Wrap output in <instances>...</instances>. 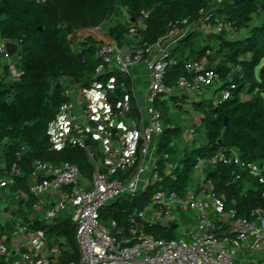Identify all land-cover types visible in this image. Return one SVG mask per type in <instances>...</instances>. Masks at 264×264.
<instances>
[{"label": "trees", "instance_id": "obj_1", "mask_svg": "<svg viewBox=\"0 0 264 264\" xmlns=\"http://www.w3.org/2000/svg\"><path fill=\"white\" fill-rule=\"evenodd\" d=\"M212 1L46 0L41 3L0 0V39L16 44L18 56L14 63L16 79L9 80L8 63L0 72V145L5 150V168L16 163L23 174L16 179L19 190L27 192L26 181L34 160L52 164L68 162L77 167L82 177L91 176L92 167L83 150L51 148L49 127L70 101L62 86L63 79L83 89L107 87L112 81L111 105L114 107L128 98L131 102L129 117H137L129 76L108 68L102 75L91 78L100 63L95 52L102 42L89 31L119 15H126L125 22L108 29V36L119 46L126 43L131 27L137 29L142 43L152 44L171 28L185 29L209 12L211 17L206 25H213L215 18H222L238 31L245 30L246 35L240 40H228L224 32L195 30L170 49L168 62L171 63L164 75L166 86L174 87L178 79H188L186 64L205 58L221 78L214 95L229 89V80L235 89L228 100L219 104L213 99L191 103V110L200 116L196 132L203 134L205 145L185 147L178 159L175 158L179 152L176 142L182 138L183 129L169 114L168 101H157L164 130L156 147V168L163 174L165 165L174 163L172 175L163 176L161 182L149 184L144 192L121 198L105 208L100 215L101 222L108 224L113 220L125 226L128 217L147 207L158 191L183 196L191 185L197 161L211 158L220 149L235 150L243 163L263 161L264 0H244L238 5L223 0L211 8ZM208 53L216 54L214 61ZM6 59L0 54V63ZM234 69L238 71L232 74ZM242 93H246L248 99L243 100ZM172 101L177 103L176 99ZM22 146L26 149L22 150ZM205 174L214 184L217 195L224 198L226 209H236L238 217L250 219L252 209H264V184L250 179L242 169L217 164L208 166ZM34 227L44 231L47 238L63 241L61 264L79 262L69 218L57 219L48 225L35 222ZM144 230L156 238L172 237V229L162 225H148ZM0 264H8L2 256Z\"/></svg>", "mask_w": 264, "mask_h": 264}, {"label": "built area", "instance_id": "obj_2", "mask_svg": "<svg viewBox=\"0 0 264 264\" xmlns=\"http://www.w3.org/2000/svg\"><path fill=\"white\" fill-rule=\"evenodd\" d=\"M36 1L42 3L46 0ZM222 1L213 0L210 7ZM143 16L146 17V14ZM210 17L211 12L205 13L202 19L185 29L173 27L152 44L142 43L137 29L131 27L125 44L119 46L111 40L102 42L97 48L95 57L100 63L92 79L108 68L127 76L136 65H144L147 70L150 82L144 109L137 105L132 93L137 125L122 131L114 128L115 121L129 117L131 102L125 98L114 107L111 105L109 92L114 89L112 81L107 87H77L78 111H73L69 101L51 123V148L83 150L92 167L91 176L82 177L77 167L68 162L52 164L34 160L26 181L25 195L31 199L32 210L43 206L45 198L55 199L41 222L48 225L57 219H70L79 253L77 264H234L235 257L244 249L251 254L263 251L264 209H252L250 219L238 217L236 209H226L224 198L217 195L214 184L206 178L208 166L222 164L240 168L250 179L264 184V160L243 163L238 153L230 148L220 149L205 161H197V181L183 196L174 192H156L147 207L134 211L128 217L125 226H119L113 220L103 224L100 219L101 212L121 198L133 197L144 192L149 184L161 182L163 176L172 175L174 167L170 164H166L163 174H160L156 168V151L155 156L150 153L153 139L164 130L156 102L165 100L174 90L196 94L216 89L221 83L219 73L203 58L186 64L188 79H178L174 87L164 84L165 71L171 63L168 62L170 49L201 24L208 23ZM214 21L213 25L209 24L211 32H224L226 36L238 33L222 18H215ZM104 24L89 32L94 36L101 35ZM9 42L0 39V54L7 59L11 57L6 51ZM8 71L13 79L18 77L14 63H8ZM237 71L234 69V73ZM228 82L229 89L217 94L215 104L230 98L235 85L231 80ZM25 149L22 146V150ZM22 176L16 163L4 167L0 171V193L10 186H17L16 179ZM189 213L194 214L193 221L184 224L180 217ZM5 214L9 217L11 228L4 232L0 229V256L6 263L61 264L62 240L47 238L44 231L33 226L30 218L12 217L9 211ZM166 223L177 225L176 230L187 234L190 240L156 238L144 230L148 225L164 226ZM11 250L14 252L11 253ZM243 263L260 264L253 261Z\"/></svg>", "mask_w": 264, "mask_h": 264}, {"label": "crops", "instance_id": "obj_3", "mask_svg": "<svg viewBox=\"0 0 264 264\" xmlns=\"http://www.w3.org/2000/svg\"><path fill=\"white\" fill-rule=\"evenodd\" d=\"M204 26L202 29L203 32L209 33L210 27L209 25L206 24H201L200 27ZM112 27V26H111ZM108 22L104 24V30L101 35L96 34L95 37L97 39H100L101 41H111V38L108 36V34H105V31L108 33ZM246 35L245 30L238 31V33L226 36L228 40H240L243 39ZM208 62V61H207ZM8 63H15L14 61L8 62ZM209 63V62H208ZM210 65V63H209ZM0 68V72H1ZM234 73V70L232 71V74ZM232 76V75H231ZM130 79L132 82V93L135 97V101L137 102V105L142 108L140 105L141 103L138 102V99H141L144 102L145 105V96H146V91L149 86V75L147 70L145 69L144 65H136L131 68L130 72ZM62 86L64 88L65 94L69 97V100L72 104V109L74 112L78 111V106H79V94H78V89L77 86L71 83L69 79H63L62 80ZM216 89H206L202 91L201 93H189L186 91H181V90H174V92L167 97L165 100L168 101L169 105V114L171 115L172 118H175V120L178 122L179 120L184 121V125H182L183 129V137L181 140L186 137L192 138V143H190V147H203L205 145V140L203 134H200L196 132V128L200 124V116L198 113L194 112L191 110V103L192 102H199L200 100H211L215 101V98L217 95H214V91ZM138 93H140L141 96H138ZM247 96L244 93L245 97ZM242 98V97H241ZM172 99H176L177 103H174ZM180 99L183 100V102L180 101ZM243 99V98H242ZM140 103V104H139ZM181 107V108H179ZM176 112L173 113V112ZM184 116V117H182ZM137 125L136 119H132L130 117L121 119L118 122H114L113 126L116 128V130L122 131L125 128H131ZM195 132V133H194ZM200 137V141L199 138ZM178 142V141H177ZM176 142V143H177ZM177 146V145H176ZM179 151H183L184 149L180 148L177 146ZM187 147V146H186ZM4 148L3 146L0 145V171L5 167L4 163ZM155 156V154H153ZM177 160V159H175ZM174 164V163H173ZM170 164L172 167L175 168V165ZM85 180V179H83ZM197 181V173L194 171L192 180H191V185L189 187H192L194 182ZM85 183V182H84ZM31 203V199H29L24 192H21L20 190L16 193H11L9 192V188L6 190H3L0 193V204L1 203H6L7 206L9 207V214L12 215L11 213L16 210L17 207H20V213L16 214L18 215L19 218L26 220V218H30L33 221V226L35 222H38L40 224H43L41 221L43 219V215L46 211L50 210L51 207L53 206L55 199L54 198H45L44 200V205L41 207H38L36 210L30 209V206H27L28 203ZM30 205V204H29ZM28 210V211H27ZM29 212V213H28ZM27 213L29 215H27ZM13 217V216H12ZM194 218V214L190 215V218L188 223H192ZM11 228V225L9 224V217L1 213L0 214V229L4 232L7 231ZM9 244V242H8ZM63 244V242H62ZM63 247V246H62ZM64 250V247H63ZM244 251H247L244 249Z\"/></svg>", "mask_w": 264, "mask_h": 264}, {"label": "rangeland", "instance_id": "obj_4", "mask_svg": "<svg viewBox=\"0 0 264 264\" xmlns=\"http://www.w3.org/2000/svg\"><path fill=\"white\" fill-rule=\"evenodd\" d=\"M126 20V15H119L118 17H111L109 20H108V27H111L113 26L114 24L116 23H124ZM204 28V26L202 27H198L197 29H195L196 31H202V29ZM107 31V30H106ZM105 31V34L107 35L108 33ZM99 41H101L100 39H97ZM101 42H106V41H101ZM11 61H14L15 63H17L18 61V56L15 54V55H12L9 59H6L4 62L0 63V68H2V66L8 62H11ZM258 72V70H257ZM258 74V73H257ZM10 79H13L12 77L9 78ZM246 94V93H245ZM247 95V94H246ZM138 96H141L140 93H138ZM244 96V93L242 94V98L243 100H246L248 99V96ZM138 102H140L139 104L142 106V108L144 109L145 108V105H144V102L141 100V99H138ZM173 113L176 114V112L174 111ZM184 117V116H182ZM175 120V118H174ZM176 121V120H175ZM177 122V121H176ZM177 124H179V126L182 127V125H184V121L182 122V120H179L178 119V122ZM195 133V132H194ZM183 137V136H182ZM158 138L159 137H155L150 145V153H154L155 154V151H156V147H157V143H158ZM199 138V141L201 140L200 137ZM190 143H192V138H188L186 139V137H184L182 140L180 139L176 145L179 146L180 148L184 149L186 146L187 147H190ZM182 152L179 151L178 154L175 156V158H179L181 156ZM151 167V166H150ZM190 213L189 214H186V215H181L180 219H181V222H183L184 224H187L190 218ZM172 232V237L171 239L173 240H178L180 238H183L185 241H189L190 238L188 237L187 234H183V232H180V231H177L176 229L174 230H171ZM179 233V235H177ZM244 261H253V262H258L260 264L264 263V249L262 252H255V254H251L249 253L248 251H242L240 253H238V255L235 257V261H234V264H244L243 262Z\"/></svg>", "mask_w": 264, "mask_h": 264}, {"label": "water", "instance_id": "obj_5", "mask_svg": "<svg viewBox=\"0 0 264 264\" xmlns=\"http://www.w3.org/2000/svg\"><path fill=\"white\" fill-rule=\"evenodd\" d=\"M230 1L232 4L234 5H238L240 3H242L244 0H228ZM135 21V20H134ZM6 51L7 53H9V55H15L17 52V45L9 42L6 44ZM212 61L215 60L216 54L215 53H211L210 54ZM49 90V86L47 87V91ZM79 122H82V119H79ZM224 125H227L226 119H224ZM18 190V187L16 185L10 186L9 187V192L11 193H16ZM0 210L2 213H7L9 211V207L7 206L6 203H1L0 204ZM20 213V207H17L16 210L14 212H12V216L14 217L16 214ZM165 228H170L172 230L177 228V225H173V226H169L167 223L164 225ZM187 233L189 232L188 230L186 231ZM14 251L11 250V253H13Z\"/></svg>", "mask_w": 264, "mask_h": 264}]
</instances>
